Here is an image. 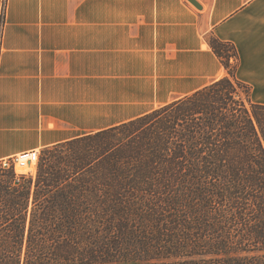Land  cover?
<instances>
[{
    "label": "trees",
    "instance_id": "trees-1",
    "mask_svg": "<svg viewBox=\"0 0 264 264\" xmlns=\"http://www.w3.org/2000/svg\"><path fill=\"white\" fill-rule=\"evenodd\" d=\"M209 42L228 76L0 163V264H264V104Z\"/></svg>",
    "mask_w": 264,
    "mask_h": 264
},
{
    "label": "crops",
    "instance_id": "crops-1",
    "mask_svg": "<svg viewBox=\"0 0 264 264\" xmlns=\"http://www.w3.org/2000/svg\"><path fill=\"white\" fill-rule=\"evenodd\" d=\"M0 0V27L1 8ZM9 0L0 36V162L141 116L228 70L264 104V0Z\"/></svg>",
    "mask_w": 264,
    "mask_h": 264
},
{
    "label": "built area",
    "instance_id": "built-area-1",
    "mask_svg": "<svg viewBox=\"0 0 264 264\" xmlns=\"http://www.w3.org/2000/svg\"><path fill=\"white\" fill-rule=\"evenodd\" d=\"M9 0L2 1L0 36L3 33V25L6 20ZM40 150L32 149L20 152L14 156L2 160L0 163L5 167H14L18 173L33 175L34 168L40 159Z\"/></svg>",
    "mask_w": 264,
    "mask_h": 264
},
{
    "label": "rangeland",
    "instance_id": "rangeland-1",
    "mask_svg": "<svg viewBox=\"0 0 264 264\" xmlns=\"http://www.w3.org/2000/svg\"><path fill=\"white\" fill-rule=\"evenodd\" d=\"M236 65H237V60H236V58H235V57L231 58V59H230V67H231V70H232V71L235 69ZM227 70H228V69H227ZM228 73H229V70H228ZM247 89H248L247 87L244 88V90H247ZM42 150H43V149L40 150L41 153H42ZM37 165H38V163L36 164L35 167L33 166V168H34V175H35L36 172H37Z\"/></svg>",
    "mask_w": 264,
    "mask_h": 264
},
{
    "label": "water",
    "instance_id": "water-1",
    "mask_svg": "<svg viewBox=\"0 0 264 264\" xmlns=\"http://www.w3.org/2000/svg\"><path fill=\"white\" fill-rule=\"evenodd\" d=\"M189 1L192 2L194 5H196L197 7L201 8V5L197 0H189Z\"/></svg>",
    "mask_w": 264,
    "mask_h": 264
}]
</instances>
